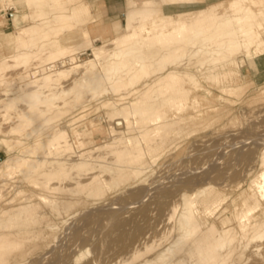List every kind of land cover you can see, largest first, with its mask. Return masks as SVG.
<instances>
[{"label":"rangeland","instance_id":"obj_1","mask_svg":"<svg viewBox=\"0 0 264 264\" xmlns=\"http://www.w3.org/2000/svg\"><path fill=\"white\" fill-rule=\"evenodd\" d=\"M237 1L241 2L237 5ZM13 2L16 8H5L0 14V21H8L11 14L17 11L24 14L25 11H42L46 7L45 1L36 7H29L26 0ZM64 2L69 7L86 4L90 12L95 11L92 0ZM99 3L102 16L98 15L97 21L94 20L97 14L87 10L81 16V21L76 19L51 23H65L69 28L59 34L51 33L50 39L42 44L45 45L42 49L50 47L56 40L68 39L70 42H76L81 38L84 28H88L93 37L101 35L106 42L125 33L127 16L123 13L127 12L129 6L123 4V0H99ZM245 8L259 12L256 21L258 24L262 22L264 28V0L137 1L133 6L137 16L135 25L145 38L142 42L133 40L129 46L143 55L148 74L134 89L144 86L147 91L145 102L160 105L164 95L162 90L155 89L154 80L175 69L186 73L174 80L176 85L190 90L188 100L179 111V125L152 134L155 148L144 158L148 167L144 171L143 183L133 178L121 180L117 184L108 183L103 186L100 196L88 199L85 203H78L66 210V216L62 214V217L55 213L53 206L34 197L32 202L38 203V207L32 211L31 216L38 219L28 224L38 223L35 227H39L40 233L9 251L3 257L4 260L0 259V264H140L160 249L157 246L147 250V245L157 242L160 244L159 240L164 235L167 236L165 244L173 245L184 233L183 229L174 226L182 206L180 205L175 215L174 213L176 205L187 198L192 200L193 211L201 229L186 243H182V250L173 259L176 264L197 263V248L192 255L188 254L189 249L198 238L208 234L211 225L220 230L232 226L236 228L238 238L242 233L247 234V239H251L256 233H264V197L257 176L261 169L259 154L264 145V54L263 60L257 63L254 55L248 53L244 46L232 56L236 60L244 59V64H235L231 75L216 81L208 79L207 74H203L198 68H192L188 56L182 58L183 53L189 50L190 44L171 37L175 34L179 37L192 36L196 30L213 29L218 21L227 18H231L234 22L233 28L243 34L238 16ZM5 30L12 29L10 27ZM160 31L166 32L165 43L151 40L154 33ZM43 34V31H38L36 37L39 38ZM262 37L264 38V34ZM96 43L103 44L102 41ZM13 47L14 45L8 46L7 37L0 40V61L3 55L12 52ZM117 48L116 44H112L104 49L113 52ZM78 52L79 61L94 56V49H81ZM164 52L171 53L170 61L164 66L156 64ZM9 64L13 62L9 61ZM21 72V68H4L0 91L11 84ZM190 75H194L197 80L198 83L195 84L202 86L200 89L195 90ZM224 86L229 88L223 89ZM103 92L99 99L91 102L90 112L88 111L84 118H77L75 126L71 127L67 123L70 117L65 115L51 125L40 128L28 139L24 135L28 131L26 127L13 132L12 128L17 123L4 120L0 113V164L9 157L15 159L28 155L25 148L31 147L30 144L35 143L37 137L51 126L54 131L66 135L81 134L79 138L83 140L88 136L82 135V124L93 121L94 125H99L92 128L88 124L93 130V138L96 144H103L106 138L113 134L106 133L107 128L125 132L129 121L147 122L144 118L140 120L138 116L132 115L126 119L121 112L108 118V113L116 109L106 107L103 111H98L97 107L100 102L116 96L110 89ZM158 95L162 98L158 99ZM26 108L25 104H20L17 111ZM168 108L171 107L166 106V109ZM78 109L80 107L76 110ZM49 134L52 132L49 131ZM3 139L8 143H3ZM111 148L112 146L106 147L103 151L109 152ZM76 151L77 148L72 146L64 153L63 158L74 155ZM49 158L52 160V156ZM111 158L109 154V162ZM35 167L14 165L10 170L4 171L0 166V182L11 180L12 177L14 181L22 180L26 174L38 170ZM45 167L46 163L41 170ZM55 182L50 180L48 186H53ZM44 183V180L39 183L18 181L14 183L17 186L9 193L0 188V210L6 204L7 195L21 199L41 192L45 187ZM211 192L215 197L214 202L203 205V200ZM49 198L55 200L56 196L52 194ZM224 209L225 212L222 213ZM225 217H229V221H225ZM63 219H69V223L66 225ZM50 224H58L60 228H55L52 232L48 228ZM243 224L246 227L241 228ZM209 251L207 248L205 253ZM234 264H264V236L251 241L241 260L235 259Z\"/></svg>","mask_w":264,"mask_h":264},{"label":"bare ground","instance_id":"obj_2","mask_svg":"<svg viewBox=\"0 0 264 264\" xmlns=\"http://www.w3.org/2000/svg\"><path fill=\"white\" fill-rule=\"evenodd\" d=\"M26 1L29 7H36L45 1L46 7L42 11H25L24 14L17 11L11 14L8 21L7 19L0 21V24H3L0 25V40L7 37L8 46L14 45L12 52L1 58L0 81L4 68L22 69L14 81L0 91L2 118L17 123L12 131L15 132L26 127L28 131L24 135L28 139L40 128L51 125L56 119L60 120L65 115L70 117L67 123L73 127L77 124L78 117L79 119L84 118L85 114L90 112L91 102L94 99H99L103 95V91L107 89H110L116 97L100 102L97 107L98 111L110 107L116 111L109 112L108 118L121 112L126 119L132 115L138 116L140 120L144 118L147 122L129 121L125 126V132L107 128L106 133L113 134L108 136L109 138L107 137L103 144H96L93 138V130L89 128L88 124L92 128L99 126L94 125L93 121L82 124L84 129L82 135L88 136L83 140L79 138L81 134L66 135V133L54 131L51 126L37 137L35 143L30 144L31 147L25 148L28 155L18 156L15 159L9 157L3 160L0 166L4 171L10 170L14 165L36 166L35 168L38 170L32 174H26L22 180L28 183H39L44 180L45 187L41 192L21 199L7 195L6 204L0 210L1 260H4L3 257L9 251L18 248L24 241L40 233L39 227H35L39 225L38 223L28 224L38 219L31 216L32 211L38 207V203L32 202L34 197L53 206L55 213L62 217L66 210L78 203H85L88 199L100 196L103 186L108 183L117 184L127 178L145 181L144 171L148 166H146L144 158L155 148V139L152 134L155 131H166L173 125H179V111L188 100L190 93V90L183 89L174 83L177 76L186 74L177 69L154 80L155 89L159 88L164 95L160 105L145 102L147 91L144 86L134 89V86L148 74L143 55L135 51V48L130 49L129 46L131 41L142 42L145 38L141 36L135 25L137 16L133 11V6L138 0H123V4L129 6L127 12L123 13L124 16H127L126 31L111 41L106 42L105 38L99 34L93 37L89 29L84 28L81 38L76 42H70L68 39L56 40L46 49H42L45 46L42 44L50 39L51 33L59 34L69 28L65 23L59 25H51V23L76 19L81 21V16L87 10L90 12V8L86 4L69 7L64 2L65 0ZM240 2L237 1L236 4L238 5ZM91 3L95 10L92 12L97 14L94 20L97 21L96 18L102 16L99 0H92ZM9 6L16 8L13 0H0V14ZM258 16V11L250 8L242 10L238 19L241 22L243 34L233 28V20L227 18L218 21L213 29H199L192 36L179 37L175 34L171 37L176 41L187 42L191 45L189 50L183 53L182 58L188 56L192 68H198L203 74H207L208 79L221 81L233 73L232 67L235 64L239 63L240 66L244 64V59L236 60L232 57L244 46L248 53L254 55L257 63L263 60L264 38L262 34H264V28H262V22L257 23ZM8 25L12 29L10 31L15 32L6 31V28H10ZM38 31L44 32L39 38L36 37ZM165 33L164 31L154 33L151 40L165 43ZM97 41H102L103 44L98 45ZM112 44L117 45V50L107 52L104 48ZM81 49H94V56L79 61L78 50ZM170 59L171 53L164 52L156 64L164 66ZM9 61H12L13 64L10 65ZM190 81L194 84L198 83L194 75H190ZM104 86L108 87L104 88ZM195 87L197 90L202 86L195 84ZM225 88L229 87L224 86L223 89ZM69 97L70 99H68ZM157 98L161 99L162 97L160 98L158 95ZM59 102L61 103L59 104ZM20 104H25L27 108L17 111ZM166 106L171 108L166 109ZM79 107L80 109L76 110ZM78 111L79 113H77ZM49 131L52 134H49ZM2 142L8 143L5 139ZM72 146L77 148L75 154L63 158L64 153ZM111 146L109 152L103 151L104 148ZM109 154L112 156L111 162L107 159ZM49 156H52V160ZM45 163V169L41 170ZM259 167L261 169L257 176L260 179L261 194L264 197V145L259 154ZM50 180L56 181L53 186H48ZM18 181H14L13 177L11 180L5 179L0 182V188L9 193L12 188L17 186L14 183ZM52 194L56 196L55 200H49V196ZM214 200V194L211 192L203 200V205L211 204ZM182 201L175 207L174 215L180 205L182 211H179L174 226L183 229L184 233L173 245L165 244L167 237L165 235L159 240L160 244L157 242L147 245V250L157 246L160 249L140 264H176L173 259L182 250V243H186L189 238L199 232L201 226L193 211L192 200L187 198ZM224 212L225 209L222 213ZM224 219L227 221L229 217ZM63 220L65 221V219ZM67 220L69 221V219ZM67 220L65 224L69 223ZM94 220L95 218L93 223ZM58 227V224L48 226L52 232ZM240 227L246 226L243 224ZM263 236L264 233H256L251 239H247V234L242 233L238 238L236 228L232 226L220 230L211 225L208 234L198 238L190 247L188 254H194L195 248H197L199 257L196 264H234L235 259L241 260L251 241ZM207 248L210 251L205 253ZM21 262L25 263L26 261Z\"/></svg>","mask_w":264,"mask_h":264}]
</instances>
